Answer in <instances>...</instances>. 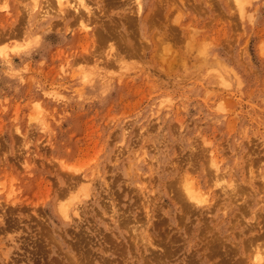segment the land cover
Listing matches in <instances>:
<instances>
[{
	"label": "rangeland",
	"instance_id": "obj_1",
	"mask_svg": "<svg viewBox=\"0 0 264 264\" xmlns=\"http://www.w3.org/2000/svg\"><path fill=\"white\" fill-rule=\"evenodd\" d=\"M85 1L0 0V264H264V0Z\"/></svg>",
	"mask_w": 264,
	"mask_h": 264
},
{
	"label": "bare ground",
	"instance_id": "obj_2",
	"mask_svg": "<svg viewBox=\"0 0 264 264\" xmlns=\"http://www.w3.org/2000/svg\"><path fill=\"white\" fill-rule=\"evenodd\" d=\"M22 1V0H21ZM136 1H138V0H136ZM35 2H36V0H35ZM45 2H46V0H45ZM48 2V1H47ZM46 2V9L47 8H49V4ZM21 3V2H20ZM24 3V2H23ZM43 4V3H42ZM52 4V3H51ZM55 4H56V7H57V10H56V12L60 15V16H63V18H64V16H65V13L66 12H68L69 10H72V11H74L75 13H79V11L80 10H83L85 13H84V15H86V17L87 16H92V11H91V8L89 7V5H87V3H86V1L85 0H74V3H72V2H69L68 0H55ZM45 5V4H44ZM6 6V5H5ZM33 6V5H32ZM3 7V6H2ZM39 6H37V4H35L34 6H33V8H31V12H33V11H35V10H37V12H39V11H41V10H39ZM42 8V7H41ZM141 8V6L138 4V9H140ZM6 9V8H5ZM49 10H50V8L49 9H47V10H43L44 12H42L43 13V15L41 16V17H48L49 16ZM52 10V9H51ZM25 11H27V10H25ZM81 12V11H80ZM26 13V12H25ZM39 13H41V12H39ZM51 13V12H50ZM69 13V12H68ZM75 13H74V15H75ZM83 12H81V13H79V15H81ZM8 14V13H7ZM76 14V15H77ZM66 15H68L67 13H66ZM40 16V15H39ZM143 16V15H142ZM66 17V16H65ZM78 17V16H77ZM83 16H80L79 17V19H78V22H79V24H81V25H85V24H83L86 20H85V16L82 18ZM74 18V17H73ZM89 17H87L86 19H88ZM77 19V18H76ZM83 19L85 20V21H83ZM80 25V26H81ZM67 27V26H66ZM46 28V27H45ZM41 31V30H40ZM85 31V30H84ZM84 39V38H83ZM94 46V45H93ZM91 53V52H90ZM114 55V54H113ZM93 74V73H92ZM216 154V153H215ZM215 156V155H214ZM193 157V156H192ZM213 157V156H212ZM216 164V163H215ZM189 166V165H188ZM225 166V165H224ZM216 167V166H215ZM217 170H219V168L217 169ZM70 175V174H69ZM222 177V176H221ZM219 177L217 176V180H219L218 179ZM223 178H224V176H223ZM223 180V179H222ZM87 181V180H86ZM223 182V181H222ZM225 182V181H224ZM217 184V183H216ZM80 185V184H79ZM72 187V186H71ZM69 188V187H68ZM73 188H75V187H73ZM87 188V187H86ZM189 188V187H188ZM189 189H191V187L189 188ZM73 190V189H72ZM74 191V190H73ZM85 191V190H84ZM190 191L191 190H189V192H188V190L186 191L187 193H189V195H190ZM192 191H194L193 189H192ZM191 191V192H192ZM72 192V191H71ZM75 192V191H74ZM85 193V192H84ZM192 193H194V192H192ZM191 193V194H192ZM236 193V192H235ZM72 194V193H71ZM70 194V195H71ZM233 194V193H232ZM74 195V194H73ZM72 195V196H73ZM84 195V194H83ZM188 195V196H189ZM68 196H69V194H68ZM75 196V195H74ZM73 196V197H74ZM85 196V195H84ZM65 198V197H64ZM69 198H70V196H69ZM189 198H192V200L194 199L197 203H201V198H199V197H192V195L191 196H189ZM76 199V198H75ZM74 200V199H73ZM184 200V199H183ZM214 201V200H213ZM230 202V201H229ZM71 203V202H70ZM205 203V202H204ZM213 203H215V202H213ZM245 204V203H244ZM12 205V204H11ZM67 206V205H66ZM215 206V205H214ZM63 207H65V204L63 205ZM61 209H62V206H61ZM65 210V209H64ZM67 212V211H66ZM65 211H62V214L65 216L66 214H64V213H66ZM202 213V212H201ZM76 215V214H75ZM69 217V216H68ZM255 259L257 260V261H262V256H261V254L260 253H258L256 256H255Z\"/></svg>",
	"mask_w": 264,
	"mask_h": 264
}]
</instances>
